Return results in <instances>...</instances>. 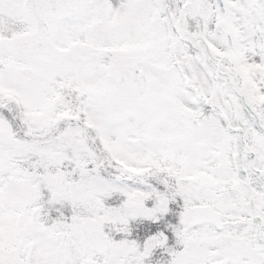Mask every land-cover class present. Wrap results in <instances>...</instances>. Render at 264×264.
Listing matches in <instances>:
<instances>
[{
	"label": "snow or ice",
	"instance_id": "1",
	"mask_svg": "<svg viewBox=\"0 0 264 264\" xmlns=\"http://www.w3.org/2000/svg\"><path fill=\"white\" fill-rule=\"evenodd\" d=\"M0 264H264V0H0Z\"/></svg>",
	"mask_w": 264,
	"mask_h": 264
}]
</instances>
